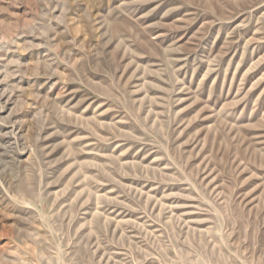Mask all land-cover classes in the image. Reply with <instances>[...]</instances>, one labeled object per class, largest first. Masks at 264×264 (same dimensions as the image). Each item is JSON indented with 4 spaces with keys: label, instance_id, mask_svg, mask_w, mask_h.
Segmentation results:
<instances>
[{
    "label": "rangeland",
    "instance_id": "374dc122",
    "mask_svg": "<svg viewBox=\"0 0 264 264\" xmlns=\"http://www.w3.org/2000/svg\"><path fill=\"white\" fill-rule=\"evenodd\" d=\"M0 264H264V0H0Z\"/></svg>",
    "mask_w": 264,
    "mask_h": 264
}]
</instances>
